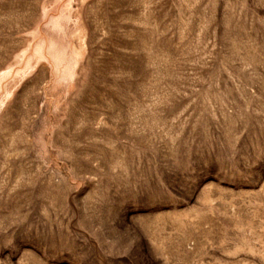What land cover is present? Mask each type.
Listing matches in <instances>:
<instances>
[{"label": "rangeland", "instance_id": "374dc122", "mask_svg": "<svg viewBox=\"0 0 264 264\" xmlns=\"http://www.w3.org/2000/svg\"><path fill=\"white\" fill-rule=\"evenodd\" d=\"M0 264H264V0H0Z\"/></svg>", "mask_w": 264, "mask_h": 264}]
</instances>
